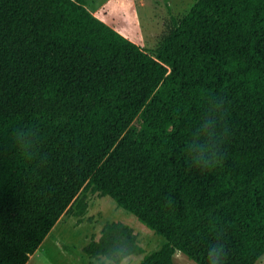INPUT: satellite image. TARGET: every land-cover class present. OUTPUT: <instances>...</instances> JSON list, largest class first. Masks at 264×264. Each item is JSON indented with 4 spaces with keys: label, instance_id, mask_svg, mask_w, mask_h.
Returning a JSON list of instances; mask_svg holds the SVG:
<instances>
[{
    "label": "trees",
    "instance_id": "obj_1",
    "mask_svg": "<svg viewBox=\"0 0 264 264\" xmlns=\"http://www.w3.org/2000/svg\"><path fill=\"white\" fill-rule=\"evenodd\" d=\"M138 121L136 123L135 121ZM166 241L140 264L264 255V0H196L147 49L87 0H0V264L87 192ZM133 228L108 220L89 256Z\"/></svg>",
    "mask_w": 264,
    "mask_h": 264
},
{
    "label": "rangeland",
    "instance_id": "obj_2",
    "mask_svg": "<svg viewBox=\"0 0 264 264\" xmlns=\"http://www.w3.org/2000/svg\"><path fill=\"white\" fill-rule=\"evenodd\" d=\"M196 0H87L88 9L144 48L158 45L168 31L172 16L181 18ZM138 123V121H135ZM88 206L82 215L63 213L26 264H89L83 247L97 239L103 224L120 220L130 225L146 253L159 248L166 238L119 206L109 195L87 192ZM176 264H198L184 252L175 250Z\"/></svg>",
    "mask_w": 264,
    "mask_h": 264
},
{
    "label": "clouds",
    "instance_id": "obj_3",
    "mask_svg": "<svg viewBox=\"0 0 264 264\" xmlns=\"http://www.w3.org/2000/svg\"><path fill=\"white\" fill-rule=\"evenodd\" d=\"M227 253L224 245L214 244L208 251L210 264H223ZM89 264H140L136 245L126 238H116L89 258Z\"/></svg>",
    "mask_w": 264,
    "mask_h": 264
},
{
    "label": "crops",
    "instance_id": "obj_4",
    "mask_svg": "<svg viewBox=\"0 0 264 264\" xmlns=\"http://www.w3.org/2000/svg\"><path fill=\"white\" fill-rule=\"evenodd\" d=\"M256 264H264V255L256 262Z\"/></svg>",
    "mask_w": 264,
    "mask_h": 264
}]
</instances>
